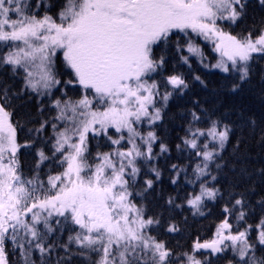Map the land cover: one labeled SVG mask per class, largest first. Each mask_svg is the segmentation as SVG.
Masks as SVG:
<instances>
[{
  "label": "snow or ice",
  "instance_id": "obj_1",
  "mask_svg": "<svg viewBox=\"0 0 264 264\" xmlns=\"http://www.w3.org/2000/svg\"><path fill=\"white\" fill-rule=\"evenodd\" d=\"M260 3L264 5V0ZM37 8L47 9L49 5L42 0H36L35 7L29 0H0V48L8 49L0 54V66H11L14 74L23 69L25 87L32 91L39 92L38 86L51 89L61 83L55 74V58L57 50H62L64 64L72 76L66 83L79 84L85 95L76 101H54L58 109L56 119L70 122L68 127L56 132L53 146V156L63 152L61 163H66L67 167L62 173L48 177L50 187L46 190L38 176L26 179L20 171L17 152L27 145L17 143V127L8 109L9 88H0V264H8L5 251L8 242L14 251H19L24 264H36L32 259L34 251L40 253L41 264H48L47 257L55 248L53 244L46 246L47 235L53 232L49 223L53 216L62 217L65 223L70 217L82 230L70 236L69 242L74 241L79 246L77 254L81 256H86L85 250L97 254L99 259L94 264H171L172 252L166 243L150 235L151 227L159 225L160 220L151 216L145 218L144 207L130 200L133 195L129 190L130 181L135 183L140 172L138 159L146 162L154 159L153 144L158 140L154 131L142 135L134 125L143 119H147L149 125L161 120L162 109L156 107V97L166 105L173 94L165 91L161 96L157 82L149 83L145 77L164 68L165 51L172 42L174 30L187 36L190 29L215 41V51L220 53L221 59L211 67L225 73L231 67L244 81L249 76L253 54L264 55V29L253 39L251 33L239 38L219 26L220 21L235 24L242 19L247 0H67L58 14L59 23L47 12L39 16ZM175 43L176 50L180 51L183 46L179 41ZM157 48L161 49L159 58L155 57ZM187 51L201 54L191 40ZM181 59L188 62V57ZM194 79L200 80V77ZM166 82L180 92L188 87L177 74L168 75ZM89 91L107 107L102 111L93 110V99L87 95ZM192 117L199 120L195 112ZM44 126L41 124L36 132L40 133ZM52 127L55 131L57 125ZM110 128L118 133L127 130L131 147L103 154L101 163L92 171L85 162L89 133L93 138L101 134L108 136ZM230 131L229 125L221 127L214 120L206 130H189V136L183 138V146L197 150L196 155L202 157L194 169L198 178L208 174L209 163L219 154L216 148L210 149L207 142L199 145L198 138L210 137L223 149ZM74 137L78 142H72ZM137 137L140 144L136 142ZM108 139L112 138L108 136ZM112 143L118 145L120 140H112ZM176 147L180 149L182 145ZM168 151V145L161 143L160 152ZM38 156L37 167L48 159L42 150L38 151ZM171 168L177 173L171 181L176 184L183 169L176 164ZM85 169L91 172L87 178L82 174ZM151 171L158 180L160 171L155 167ZM153 183L147 179L143 191L151 189ZM52 191L54 195L50 194ZM218 191L202 183L199 193L189 194L186 203L194 213H199L204 200H214ZM173 202L170 197L168 204ZM236 206L240 207L237 219L244 220L243 194L235 200L233 207ZM230 211L225 208V212ZM56 224L60 225L61 220L57 219ZM257 227L256 240L251 241L248 229L233 234L226 217L217 226L211 241H197L193 245L194 252L208 250V256L197 259L189 255L187 264H213L212 258L227 250L233 253L229 264H264V252L260 256L255 254L258 248L264 250V218ZM167 230L176 232L178 228L170 224ZM62 247L66 255L58 257L56 264H65L71 259L69 246Z\"/></svg>",
  "mask_w": 264,
  "mask_h": 264
},
{
  "label": "trees",
  "instance_id": "obj_2",
  "mask_svg": "<svg viewBox=\"0 0 264 264\" xmlns=\"http://www.w3.org/2000/svg\"><path fill=\"white\" fill-rule=\"evenodd\" d=\"M52 4L56 5L58 1L52 0ZM226 26L229 32L239 37L247 36L249 33L259 34L264 29V5L260 0H247V9L243 18L235 24L227 23ZM253 30L256 32L252 33ZM183 37L182 33L176 32L171 40L179 41L182 45ZM160 55L161 49H155V57L159 58ZM165 55L164 68L157 70L156 76L165 80H161V93L172 91L173 94L167 104L161 108L162 119L153 125V131L158 137L153 144L154 159L150 162H146L143 158L138 159L137 167L140 168V172L135 183L130 181L129 190L133 193L130 200L138 207H144L145 218L151 216L160 220L159 225L151 227L150 233L166 243L172 252V262L180 264L179 262L183 261L187 264L189 255L197 259L208 256L203 249L194 252L193 245L197 241L200 243L211 241L215 237L217 226L226 217L232 225L233 234L248 229L253 235H249L250 239H256L258 235L257 225L264 218V203H262L264 202V55L253 56L249 62V76L244 81L240 80L237 71L223 73L210 70L194 58L186 64L181 59L182 49L177 51L171 44L166 49ZM170 74L181 75L188 87L183 92L172 89V86L166 82V77ZM196 76H199L200 80L194 79ZM201 80L203 83L200 82ZM234 85H237L235 89ZM4 86L9 88L11 99L8 109L13 113L11 119L17 127V141L20 145H27L21 147L17 154L20 171L26 179L38 176L47 190L50 187L48 177L62 173L65 168V163H61L62 152L53 156L56 130H53L52 125H57V121L54 119L56 108L52 100L59 97L60 93L54 91L48 97L26 88L24 72L18 70L14 74L11 66H0V88ZM77 92V96L79 93L83 94L81 90ZM193 112L199 118H204L208 114V118L205 117V122L201 124L198 120H193ZM219 116L234 118L229 133L231 141L224 145L214 160L219 161L218 164L223 160L227 162L214 180L216 189L219 190L216 198L214 200L206 198L200 212L194 213L186 203L189 195L187 197L185 195L189 192L199 193L197 183L205 180V176L198 178L194 172L196 166L194 164L201 162L202 157L196 155L197 150L183 146V138L189 136V130L184 131L181 126L189 123L192 132L197 129L205 130L210 126L212 119ZM41 124L45 125L44 129L37 133L36 129ZM116 135L118 133L114 130L108 131V136ZM108 136L101 134L95 138L92 135L88 137L85 158L90 163L98 162L101 155L114 150L115 144L112 143V139H108ZM161 143L168 145V152H160ZM177 144H181L182 147L177 149ZM126 146L124 141L117 148H126ZM233 146L237 148L229 149ZM41 150L48 159L40 162L37 167V162L40 160L38 151ZM193 162L195 163L191 166ZM173 164L183 169L177 177L176 184L171 182L172 178L177 176L171 168ZM153 167L161 173L158 180L151 171ZM147 179L153 180L154 183L151 189L144 192ZM251 192L255 194L256 199H252ZM53 193L54 191L50 194ZM241 194L245 200L244 220L237 219L240 207H233L235 200L240 198ZM170 197L174 201L171 205L168 204ZM226 207L231 211L225 212ZM60 220V225H57L54 219L50 222L53 232L47 235L46 246L53 244L55 248L51 256L47 257L48 264H56L58 257L66 255L62 247L65 244L72 253L71 259L66 260L65 264H94L99 259L97 254L85 250L86 256H81L77 254L79 246L74 241L69 242V237H73L76 231V225L74 226L69 220L65 223L63 218ZM170 224H174L178 231L169 232L167 229ZM41 230L43 231V228ZM5 251L8 264H24L19 251H14L10 242L6 243ZM55 251H60L61 254L56 256ZM256 252L257 256H260L264 250L258 248ZM32 259L36 264H41L38 251H34ZM212 259L213 264H229V261L233 260V253L227 250Z\"/></svg>",
  "mask_w": 264,
  "mask_h": 264
},
{
  "label": "rangeland",
  "instance_id": "obj_3",
  "mask_svg": "<svg viewBox=\"0 0 264 264\" xmlns=\"http://www.w3.org/2000/svg\"><path fill=\"white\" fill-rule=\"evenodd\" d=\"M35 2H36V0H34ZM50 1L51 0H42V2H44V3H47V4H49L50 3ZM59 3L58 4H61L62 5V7H64L65 6V4L67 3V0H57ZM29 3H31L32 4V6L33 7H35V4L34 3H32L30 0H29ZM58 4H56L55 5V7H57V5ZM42 17V16H41ZM13 18H15V17H13ZM58 22V21H57ZM224 22H226V21H220V22H218V24H219V26H222V23H224ZM59 23V22H58ZM222 29L225 31V29H227V28H223V26H222ZM228 30V29H227ZM188 31H190L191 32V30L189 29ZM226 32V31H225ZM254 32H256L255 30H253L252 31V33H254ZM260 34V33H259ZM259 34H257V35H252V37H253V39H255ZM194 35H196V36H198V37H201L204 41H206V42H209L211 45H212V49H213V52L214 53H216V58L214 59V61L212 62V65H214V64H216V63H218L219 61H220V59H221V57H220V53L219 52H217V51H215V41L214 40H209V39H205L203 36H200V35H198V34H196V33H194ZM183 36H184V38L185 39H187L188 41L189 40H191V35L188 33V35L186 36L185 34H183ZM239 37V36H238ZM239 38H242V37H239ZM192 41V40H191ZM195 45V44H194ZM196 46V45H195ZM205 47H207V45H204ZM197 47H199V46H197ZM8 51V50H7ZM4 53V50H2V54ZM200 53H201V51H200ZM59 55V57H63V52H62V50H57V56ZM57 58V57H56ZM56 58H55V62H56ZM229 67H230V62H229ZM219 69V68H218ZM21 70V69H20ZM221 70V69H220ZM220 70H218V71H220ZM230 70H231V67H230ZM221 72V71H220ZM181 75H182V73H180ZM155 75H156V72H155ZM177 75H179V74H177ZM39 77H37V79H38ZM69 79H72L71 78V76L69 75V77L65 74V73H63L62 75H61V78H60V80H62V87L64 88V90H65V94L67 95V97H66V99L65 100H72V101H76V100H79L78 99V96H77V93H73V92H69L68 90H66V87H67V83H66V81H68ZM145 79L146 80H148V82L149 83H151L152 81H156L157 82V79L154 77V73H151V74H149V76L148 77H145ZM160 80H163V81H165L164 79H162V78H160ZM75 85H79V84H75ZM38 88H39V90H41V91H43L42 93V95H44V94H46V93H48L49 91H50V89H43V88H40V86H38ZM54 88V87H53ZM53 88H51V89H53ZM80 88H81V86H80ZM81 90L82 91H84L82 88H81ZM89 92H91V91H89ZM94 96H95V94H94V92H91V95L89 96V99H93V110H97V109H99V110H103V108L104 107H107V105L106 104H101V102L99 101V100H97V99H94ZM156 99H157V97H156ZM65 100H63V101H65ZM162 103H164L163 101H162ZM165 104H163L162 105V107L164 106ZM156 107H158V108H162L161 107V104L158 102V100H156ZM150 111H152V109H150ZM68 115H71V113H68ZM55 116H57V115H55ZM63 122V125L61 126V127H59V129L57 130V132H59V131H62L63 129H65L66 127H68L69 126V124H70V122H68V121H63V120H57V122ZM157 122V121H156ZM155 122V123H156ZM150 126H152V125H149L148 124V121H147V119H143L142 120V122H140V123H136L135 125H134V127L136 128V130L139 132V133H141L142 135H146L147 134V132L148 131H151L150 129H149V127ZM114 130V129H113ZM117 132V131H116ZM118 133V132H117ZM120 133H124L125 135H126V141H127V143H128V138H129V133L127 132V130H123L122 132H120ZM91 133H89V135H90ZM92 135V134H91ZM56 139V138H55ZM114 140H116L117 138L116 137H114L113 138ZM54 142H55V140H54ZM72 142L73 143H75V142H78V138H76V137H74L73 138V140H72ZM136 142L138 143H141L140 142V140H139V137H137L136 138ZM128 147L125 149V150H127L128 148H130L131 147V145L128 143ZM142 146V148H146V146H144V145H141ZM87 147H88V141H87ZM66 148H67V146H66ZM114 152H116V150H113L111 153H114ZM102 157H103V155H101L100 157H99V159H98V162H95L94 164L95 165H90L87 161H86V159H85V162H86V164L87 165H89L90 167H91V170L92 171H94L95 170V167L98 165V164H100L101 163V159H102ZM84 176H85V178H87V176L88 175H90L91 174V172H89L88 171V169H85V171L82 173ZM55 194V193H54ZM53 194V195H54ZM44 215H47V213H44ZM53 217H55V216H53ZM28 219L30 220L31 219V214H29L28 215ZM69 221H71L70 220V218H69ZM40 228L42 229L43 228V225H40ZM80 231H82L81 229H79V227L78 228H76V231L74 232V235H73V237L76 235V233L77 232H80ZM73 233V232H72Z\"/></svg>",
  "mask_w": 264,
  "mask_h": 264
},
{
  "label": "bare ground",
  "instance_id": "obj_4",
  "mask_svg": "<svg viewBox=\"0 0 264 264\" xmlns=\"http://www.w3.org/2000/svg\"><path fill=\"white\" fill-rule=\"evenodd\" d=\"M176 41H173L172 40V42L170 43L171 45H174L175 47H176V43H175ZM253 56H262L261 54H253ZM65 64H64V61H63V57H59V56H57V58H56V62H55V74H56V76H57V78H61V75L63 74V73H65L64 72V70H65ZM261 73H262V71H260ZM206 118H208V114H206V116H205ZM205 117L204 118H199V122L201 123V124H203L204 122H205ZM213 121L215 120V121H218L219 122V124H220V126L222 127L224 124H227V125H229L230 127H233V123H232V121L234 120V118H233V116L232 117H222V116H219L218 118H214V119H212ZM205 125V124H204ZM181 128H183L184 129V131L185 130H191V126H190V124L189 123H187L186 125L184 124L183 126H181ZM207 129V128H206ZM205 129V130H206ZM198 140L200 141V142H198V144L199 145H203L205 142H207L208 144H209V148L210 149H212V148H216L217 150H218V152L221 150L220 148H219V145L216 143V142H214V141H212L211 140V138L210 137H207V136H205V137H200V138H198ZM228 141H231V139H230V137H229V139H228ZM227 141V142H228ZM226 142V143H227ZM225 143V144H226ZM237 148V146H233V147H230L229 149H236ZM120 151H125V148L123 147V148H121V149H119ZM200 150H202V148L200 149ZM117 151V150H116ZM86 159V158H85ZM227 159H230V157H227ZM200 160H202V158L200 159ZM218 162L219 161H213L212 162V164L210 165V163H209V171H208V174H206L205 175V180H203V179H201V180H203L202 182H198L197 183V186H198V188H197V190H199L200 189V185L202 184V183H206L209 187H213V188H216V184H214V183H216V181H214L213 179H212V177H217V175H218V173L220 172V170L224 167V165L226 164V162H227V160H223V161H220L221 163H222V166H220V167H217V165H221V163H219L218 164ZM195 162H193L192 164H191V166L194 164ZM198 163H200V162H198ZM198 163H196V164H194V166L195 165H197ZM201 166H202V164H201ZM196 167V166H195ZM207 180V181H206ZM211 181H213V182H211ZM210 182V183H209ZM190 194V192L189 193H187L185 196L187 197L188 195ZM251 197H252V199H256L255 198V194L253 193V192H251ZM61 253H60V251H55V255L56 256H59ZM174 262H172L171 261V264H173ZM180 264H185V262H183V261H180L179 262Z\"/></svg>",
  "mask_w": 264,
  "mask_h": 264
}]
</instances>
